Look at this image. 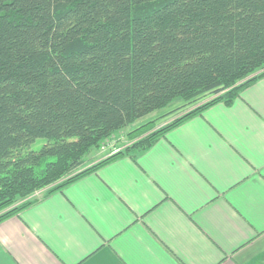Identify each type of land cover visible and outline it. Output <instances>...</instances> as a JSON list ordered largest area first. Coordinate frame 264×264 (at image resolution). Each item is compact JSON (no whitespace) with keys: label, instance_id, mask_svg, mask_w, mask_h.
<instances>
[{"label":"trees","instance_id":"trees-1","mask_svg":"<svg viewBox=\"0 0 264 264\" xmlns=\"http://www.w3.org/2000/svg\"><path fill=\"white\" fill-rule=\"evenodd\" d=\"M262 76L264 0H0V221ZM178 97L190 111L84 167Z\"/></svg>","mask_w":264,"mask_h":264},{"label":"crops","instance_id":"crops-1","mask_svg":"<svg viewBox=\"0 0 264 264\" xmlns=\"http://www.w3.org/2000/svg\"><path fill=\"white\" fill-rule=\"evenodd\" d=\"M0 264H264V76L1 220Z\"/></svg>","mask_w":264,"mask_h":264},{"label":"rangeland","instance_id":"rangeland-1","mask_svg":"<svg viewBox=\"0 0 264 264\" xmlns=\"http://www.w3.org/2000/svg\"><path fill=\"white\" fill-rule=\"evenodd\" d=\"M183 103H184V99L182 97H178L175 100H173L169 105H167L165 108L156 110L138 119L137 121L128 125L127 127L114 132V134H112L110 137L105 139L100 144V147L93 148V150L86 156V164L84 167L91 166L92 164L113 155L114 153L123 149L125 146L132 144L134 141H136L140 137L148 134L152 130L161 128L167 125L168 123L172 122L177 116H180L181 114H184L190 111V108L193 107L189 105V106L182 108L181 106ZM177 107H181V108L178 110H175L172 113L169 112V111H172L173 109H176ZM149 123H151L150 126L146 128V125ZM144 127L146 129H143ZM138 129H139V132L141 133H139L138 135L136 133L133 134V132ZM145 130H149V131L146 132ZM136 136L137 138H135ZM45 141L46 140L43 138L37 139L32 144V148L39 149L45 143ZM50 187L51 185L38 189L28 198L39 199L45 195V193Z\"/></svg>","mask_w":264,"mask_h":264}]
</instances>
